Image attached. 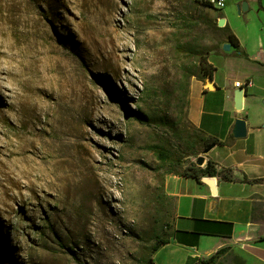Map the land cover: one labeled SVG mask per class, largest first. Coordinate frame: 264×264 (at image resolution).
<instances>
[{
	"label": "rangeland",
	"instance_id": "374dc122",
	"mask_svg": "<svg viewBox=\"0 0 264 264\" xmlns=\"http://www.w3.org/2000/svg\"><path fill=\"white\" fill-rule=\"evenodd\" d=\"M246 1L0 0V264H149L172 234L168 177L203 150L153 153L202 137L187 118L199 64L180 50H226L213 24L255 18Z\"/></svg>",
	"mask_w": 264,
	"mask_h": 264
},
{
	"label": "crops",
	"instance_id": "0c3cea01",
	"mask_svg": "<svg viewBox=\"0 0 264 264\" xmlns=\"http://www.w3.org/2000/svg\"><path fill=\"white\" fill-rule=\"evenodd\" d=\"M252 1L257 16L237 26L228 25L222 12L238 46L227 42L226 50L213 54L218 63L208 57L215 70L211 78L191 80L187 102L190 123L222 142L205 153L202 166L210 159L231 180L168 177L167 191L175 203L172 234L153 252L152 264H201L221 248L242 255L244 264H264V0ZM246 80L251 85L244 87L237 109L233 92ZM238 119L245 124L241 137L234 135Z\"/></svg>",
	"mask_w": 264,
	"mask_h": 264
},
{
	"label": "trees",
	"instance_id": "16d2710c",
	"mask_svg": "<svg viewBox=\"0 0 264 264\" xmlns=\"http://www.w3.org/2000/svg\"><path fill=\"white\" fill-rule=\"evenodd\" d=\"M201 3L204 5L210 6L207 4L205 0H200ZM259 8H262L260 5V2L258 3ZM211 7V6H210ZM216 9V8H214ZM221 10V9H217ZM213 26L218 30H224L225 28H228L227 24H225L223 27H216L214 24ZM229 30V28H228ZM228 42L234 46H238V38L235 36L234 33H232L230 30L226 33ZM185 52V54L189 57H197V61L199 64V71L198 73H193L196 75L198 79H205L206 77L211 78L213 71L215 70V67L213 64L208 61V57L202 53V51H196L194 49H181L180 52ZM134 116H137V113L135 111H131ZM200 131V130H199ZM201 132V131H200ZM202 137L197 140L195 147L190 151V153L187 154H180L179 152L173 151L167 147L164 146H156L153 149V153L157 160H159L162 164H178L182 163L183 158H185L187 155H197L201 151V149L206 148L207 146L211 144H221L222 142L215 139L211 136H204L201 132ZM201 163V162H200ZM199 163V164H200ZM173 174L176 175H184V176H191L194 177L197 181H203V178L205 177H211L215 175H219L221 178L225 180H231L230 177L226 176L223 173V170L217 171L212 164L210 159L206 160V163L204 166H199L194 162H188L186 165H184L183 169L181 171H174L172 170ZM247 182H256L258 179H246ZM167 240H159L157 241L154 246L152 247L151 251L153 252L159 248L161 245L166 243ZM226 250V248L218 249L213 255L208 257L206 260H202L201 264H212L216 260V258ZM149 264H152V256L149 259Z\"/></svg>",
	"mask_w": 264,
	"mask_h": 264
},
{
	"label": "water",
	"instance_id": "95a60500",
	"mask_svg": "<svg viewBox=\"0 0 264 264\" xmlns=\"http://www.w3.org/2000/svg\"><path fill=\"white\" fill-rule=\"evenodd\" d=\"M247 8H248V3L246 0L242 1L240 4H237V12L238 13H241V11H244ZM220 18H222L223 21H221ZM220 18L218 19V26L223 27L225 18L224 17H220ZM207 87L212 88V83H211L210 79L208 80ZM243 97H244V92H243L242 88L241 87L236 88L233 92L235 108L239 109L242 107ZM245 133H246V130H245L244 121L241 119L236 120L235 128H234V135L237 137H241V136H244ZM212 146H214V144H211V145L207 146L206 148H204L202 150V154H205L206 152H208ZM202 154H199L196 158V164L199 166H202L199 164L202 161V159L204 158V156ZM203 181L208 182V183H212L213 179L211 177H205V178H203Z\"/></svg>",
	"mask_w": 264,
	"mask_h": 264
},
{
	"label": "built area",
	"instance_id": "2783aa9c",
	"mask_svg": "<svg viewBox=\"0 0 264 264\" xmlns=\"http://www.w3.org/2000/svg\"><path fill=\"white\" fill-rule=\"evenodd\" d=\"M205 1L207 2L208 5L216 9H222L225 4V0H205ZM250 85H251V81L246 80L244 83L242 84L240 83V85L238 86L241 87L242 90H244V87L250 86Z\"/></svg>",
	"mask_w": 264,
	"mask_h": 264
},
{
	"label": "bare ground",
	"instance_id": "6f19581e",
	"mask_svg": "<svg viewBox=\"0 0 264 264\" xmlns=\"http://www.w3.org/2000/svg\"><path fill=\"white\" fill-rule=\"evenodd\" d=\"M220 20L221 21H223V19L222 18H220ZM225 20V19H224ZM225 23H226V20L224 21V25H225ZM204 164V160L202 159V161H201V163H200V165H203Z\"/></svg>",
	"mask_w": 264,
	"mask_h": 264
}]
</instances>
